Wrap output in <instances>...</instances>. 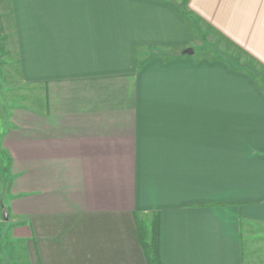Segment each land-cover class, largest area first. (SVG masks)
Masks as SVG:
<instances>
[{
    "label": "crops",
    "instance_id": "crops-1",
    "mask_svg": "<svg viewBox=\"0 0 264 264\" xmlns=\"http://www.w3.org/2000/svg\"><path fill=\"white\" fill-rule=\"evenodd\" d=\"M185 2L8 0L32 106L0 110V264H147L152 211L164 264L262 249L264 0L188 1L230 52Z\"/></svg>",
    "mask_w": 264,
    "mask_h": 264
},
{
    "label": "rangeland",
    "instance_id": "rangeland-1",
    "mask_svg": "<svg viewBox=\"0 0 264 264\" xmlns=\"http://www.w3.org/2000/svg\"><path fill=\"white\" fill-rule=\"evenodd\" d=\"M4 1L3 3L0 2V47L3 49L2 52V67L0 70V110L1 109H7L8 106H12L14 104H21L22 101L25 102V104H30L32 106V103L29 102V98L27 97L30 93L27 90L26 86H23L21 83H19L18 79V66H17V60H16V53L12 49L13 44H12V38L11 36L9 37L10 39L8 40V45H10L9 49L6 47V43L4 40L5 33L9 35L11 33L10 30V16L6 11V6L8 5V0H0ZM188 1L186 0L185 4L183 5L184 7V13L185 15H188L187 17H191L193 20V28H198L200 30L201 34V39L199 37V40H201V44L199 43L198 46L200 47H206L209 48L213 43H219L221 44V47L225 51H233L231 47L228 46V41L226 39L224 40L223 37H217L216 35H213L211 33H206L204 36V30L208 29L206 24L201 21L202 19L199 15H197L195 12H193L188 5ZM7 3V5H6ZM3 4V5H2ZM189 17V21H191ZM200 18V19H199ZM194 29V30H195ZM196 31V30H195ZM196 34H200L197 31L195 32ZM215 39V40H214ZM217 40V41H216ZM228 47V49H227ZM201 48V49H203ZM12 49V50H11ZM230 49V50H229ZM209 51V50H208ZM214 53V52H213ZM215 57L218 56H225V53L218 52L214 53ZM204 56L211 57V54L203 53ZM244 61H247L245 58L243 59ZM251 62L250 60H248ZM253 63V62H252ZM257 67V66H256ZM260 69V67H257V72ZM251 247V249L254 251L252 253V257L250 259L251 264H264V244H262V249H258L260 246L253 243L251 245H245V264H249V252L247 251L248 247Z\"/></svg>",
    "mask_w": 264,
    "mask_h": 264
},
{
    "label": "trees",
    "instance_id": "trees-1",
    "mask_svg": "<svg viewBox=\"0 0 264 264\" xmlns=\"http://www.w3.org/2000/svg\"><path fill=\"white\" fill-rule=\"evenodd\" d=\"M135 218L146 263L164 264L161 256V213L152 211L138 214Z\"/></svg>",
    "mask_w": 264,
    "mask_h": 264
}]
</instances>
